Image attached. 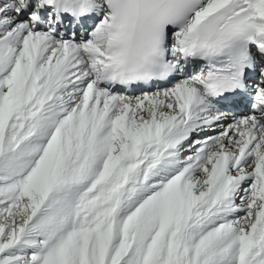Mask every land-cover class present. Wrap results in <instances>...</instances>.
Here are the masks:
<instances>
[{
    "label": "bare ground",
    "instance_id": "bare-ground-1",
    "mask_svg": "<svg viewBox=\"0 0 264 264\" xmlns=\"http://www.w3.org/2000/svg\"><path fill=\"white\" fill-rule=\"evenodd\" d=\"M18 2L0 0L10 35L0 45V204L8 199L10 206L0 205V213H16V193L46 192L49 223L68 233L71 259L86 246L99 253L98 264H264V129L233 132L170 184L150 183L167 151L182 149L180 132L201 99L199 81L134 104L98 91L72 97L66 87L81 72L73 70L78 54L28 26ZM208 4L197 25L245 13L264 36V0ZM250 25L240 23L239 35ZM198 156L190 158L196 163ZM9 225L0 223L14 238L3 250L21 235Z\"/></svg>",
    "mask_w": 264,
    "mask_h": 264
},
{
    "label": "rangeland",
    "instance_id": "rangeland-1",
    "mask_svg": "<svg viewBox=\"0 0 264 264\" xmlns=\"http://www.w3.org/2000/svg\"><path fill=\"white\" fill-rule=\"evenodd\" d=\"M18 23L19 20H16L15 24ZM0 184L6 185L3 178H0ZM27 193L28 192L26 191L25 195H21L20 193L18 195V193H16V196H14L13 212L16 211V213H11L12 216H9L8 214L6 215L4 212L0 213V223L3 221L4 227L10 224L9 229L14 230V236L21 234L19 242H16L14 247L3 250V244L14 238L8 233V228H1L0 264H17L18 261H20V264H94V262L98 264V259L96 257L99 253L89 249L88 247L87 249L86 246H84L85 251L82 255H80V257L76 256L71 259L67 256L71 243H69V239H65L64 235L68 233L62 232L53 220L49 223V221H51V213L49 212L50 210L45 202V200L49 199L47 196L48 194L45 192L44 196L41 197V193H39L37 195L39 197H37L34 195V192H30L29 194ZM30 204H32V207L28 210H24V208ZM0 205L10 206L9 200H3ZM75 213L79 214V211L75 210ZM16 216L19 218L17 219ZM20 216L22 217L21 221ZM54 231L55 233L59 231L58 234L60 233L59 235L62 239L61 241L57 240V238L55 239ZM62 233L65 234L62 235ZM101 249L102 246H100V244L96 246V251L100 252ZM103 253H107L105 248L103 249Z\"/></svg>",
    "mask_w": 264,
    "mask_h": 264
}]
</instances>
